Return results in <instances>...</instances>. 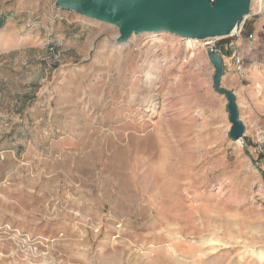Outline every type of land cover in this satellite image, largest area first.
<instances>
[{
  "label": "rangeland",
  "instance_id": "1",
  "mask_svg": "<svg viewBox=\"0 0 264 264\" xmlns=\"http://www.w3.org/2000/svg\"><path fill=\"white\" fill-rule=\"evenodd\" d=\"M238 29L242 142L201 42L0 0V264H264V0Z\"/></svg>",
  "mask_w": 264,
  "mask_h": 264
},
{
  "label": "water",
  "instance_id": "2",
  "mask_svg": "<svg viewBox=\"0 0 264 264\" xmlns=\"http://www.w3.org/2000/svg\"><path fill=\"white\" fill-rule=\"evenodd\" d=\"M61 9L117 27L119 43L142 33L176 34L183 38L207 41L206 54L214 69V91L226 98L231 141L245 137L236 96L221 86L224 74L222 56L208 41L227 38L249 13L252 0H55Z\"/></svg>",
  "mask_w": 264,
  "mask_h": 264
},
{
  "label": "built area",
  "instance_id": "3",
  "mask_svg": "<svg viewBox=\"0 0 264 264\" xmlns=\"http://www.w3.org/2000/svg\"><path fill=\"white\" fill-rule=\"evenodd\" d=\"M214 0H210V2L212 3ZM238 27H237V30L235 31L234 34L230 35L229 37H234L236 34H238ZM218 39V38H217ZM217 39H214V40H211L208 44L210 46H212V48L214 49V51L216 52H225V50L227 51V46H222V47H218V46H215L214 45V41L217 40ZM223 48V49H221ZM236 64H239V59H236ZM253 152L255 153L256 155V158L259 159L260 162H264V132L263 131H259L257 132L256 134V139L253 141Z\"/></svg>",
  "mask_w": 264,
  "mask_h": 264
},
{
  "label": "bare ground",
  "instance_id": "4",
  "mask_svg": "<svg viewBox=\"0 0 264 264\" xmlns=\"http://www.w3.org/2000/svg\"><path fill=\"white\" fill-rule=\"evenodd\" d=\"M142 34H146V35L148 34L150 36V38H151V41L155 42L157 44H163V43L166 42L165 40H167L169 38V36H173V37L178 38L179 40L186 41L185 44H186L187 48L188 49H192V50L195 47V44L197 42H201L203 45L207 44V41H199V40L192 39V38H183V37H181L179 35H176V34H154V33H147V32L146 33H142ZM260 255H261V253H260Z\"/></svg>",
  "mask_w": 264,
  "mask_h": 264
},
{
  "label": "crops",
  "instance_id": "5",
  "mask_svg": "<svg viewBox=\"0 0 264 264\" xmlns=\"http://www.w3.org/2000/svg\"><path fill=\"white\" fill-rule=\"evenodd\" d=\"M26 39L21 40V42L25 41ZM20 40H10L4 34L0 35V51H6L9 49H15L16 44L21 43ZM15 45V46H14ZM27 44H23L22 46H26ZM226 88V87H224Z\"/></svg>",
  "mask_w": 264,
  "mask_h": 264
}]
</instances>
